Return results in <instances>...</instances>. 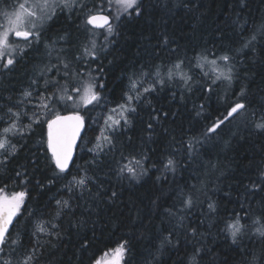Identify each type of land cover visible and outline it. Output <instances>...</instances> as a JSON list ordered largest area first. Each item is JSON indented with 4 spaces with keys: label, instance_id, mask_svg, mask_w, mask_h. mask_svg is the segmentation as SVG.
<instances>
[{
    "label": "trees",
    "instance_id": "trees-1",
    "mask_svg": "<svg viewBox=\"0 0 264 264\" xmlns=\"http://www.w3.org/2000/svg\"><path fill=\"white\" fill-rule=\"evenodd\" d=\"M15 1L0 0V24L5 11H15ZM100 2L77 0L72 9L56 8L43 23L39 41L26 44L10 38L24 50L10 70L0 61V136L10 118L16 119L7 109L20 113L19 131L8 134L15 154L10 146L0 150V187L7 186L9 194L28 191L9 243L0 252V264H23L32 249L29 264H93L123 241L128 251L121 264H193L196 248L203 249L196 264H247L252 254L260 257L264 237L255 234L252 219L264 212V130L255 127L264 118V0H142L140 15L130 10L131 15L113 20L112 35L104 29L87 30L85 19ZM253 35L256 40L244 47ZM93 40L97 59L84 53ZM225 54L232 58L233 80L213 83L212 66L200 56L210 61ZM178 60H184L182 71L192 77L187 84L164 75ZM63 63L70 73H82L83 78L90 74L97 85H104L96 89L99 103L75 108L45 99L59 95L58 86L66 83ZM156 67L165 83L145 93L155 77L141 70ZM131 80L137 81L140 99L128 102ZM68 87L71 93L72 85ZM26 91L32 95L25 97ZM236 102L245 103L247 111L208 133ZM44 103L51 114L40 107ZM121 104L136 111L127 114L128 124L119 118L120 125L112 128L108 117L113 119L112 109ZM57 111H79L85 121L64 173L51 163L45 142L46 120ZM102 137H110L111 144ZM192 140L199 143L189 157ZM133 156L147 157L141 159L142 167L131 163L137 172L147 169L139 180L118 175ZM168 157L177 161L175 173L163 168ZM82 176L88 178L85 186L73 182ZM189 195L194 206L180 211ZM57 200L68 201L69 207H58ZM213 202L216 211L210 213L208 204ZM246 213L241 223L247 227L233 243L222 231L225 222ZM38 225L44 232H37ZM190 228L197 229L196 236ZM169 233L171 244L165 240Z\"/></svg>",
    "mask_w": 264,
    "mask_h": 264
},
{
    "label": "snow or ice",
    "instance_id": "snow-or-ice-1",
    "mask_svg": "<svg viewBox=\"0 0 264 264\" xmlns=\"http://www.w3.org/2000/svg\"><path fill=\"white\" fill-rule=\"evenodd\" d=\"M105 2L107 8L105 7ZM142 0H101L99 4L95 6V10H90L89 14L85 19L86 26H91L87 30L94 33L95 29H106L108 35H112L115 32L113 26V20H119L122 15H131L130 10H133L136 15H140L142 12L141 9ZM77 4V0H32L31 4L27 3V0H22L18 5H13L15 11L9 13L5 11L3 13L6 26H0V61H3L2 67L6 70H10L11 67L17 62V55L22 56L24 53L23 49L19 48L18 44H13L10 42V36H15L23 40L26 44H29L32 40L39 41L41 36V28L43 23L46 20H50L55 14L56 8H67L72 9ZM113 6H115V11L113 12ZM80 7L83 8L84 5L80 4ZM108 12V14H105ZM261 30L264 31V25L261 26ZM63 39V37L61 38ZM108 37L105 36V40ZM256 40V35H253L249 41L245 42L244 47H249L252 41ZM167 42V41H165ZM98 50L96 49L95 41H91V47H85L84 53L93 59H97ZM79 59V57H77ZM231 57L227 54L214 58L210 61L207 60L206 56H200V61H206L212 66V72L215 74V79L213 83L220 80H226L231 82L234 77V68L231 64ZM223 62V67L217 63V61ZM184 60H178L170 68H167L164 72V75L169 81L174 78H179L185 84H187L192 77L188 76L182 71V65H184ZM65 71L63 72V79L66 81L64 85L58 86V93H52L50 97H45V99H51L55 103L63 102L65 105L72 104L75 108H87L90 105L99 103L101 96L100 93L96 90L97 87H104L103 84L97 85L95 83V77H92L90 74L87 75V78H83L84 74L82 73H70L68 63H63ZM197 67H203L202 63H198ZM51 69H49L50 71ZM141 74L144 76L153 75L155 77L154 84L149 88H144L145 93L150 92L155 89V84L158 83L161 86L164 85L165 79L161 75V68L156 67L151 72L141 70ZM205 76L208 73H204ZM35 84L36 81L34 80ZM58 82L54 81H45V84H57ZM71 84V93H69L68 85ZM131 92H136L135 96L129 94ZM129 93H126V100L128 102L140 99V93L138 90V84L136 80H131ZM25 97L32 95L31 92H24ZM245 95L244 89H241L240 96ZM40 107L45 110L46 114H51L52 109L49 104H41ZM120 109L119 115L120 118L124 121L125 124L129 123L128 113L135 112L134 107H128L126 104L118 105ZM248 106L245 103L236 102L230 109L227 111V115L222 120H217L213 123L212 127L207 129L208 133H214L225 121L229 118H234L235 115H239L242 112H246ZM113 112L116 109H112ZM7 112L11 114L12 117H15V120L10 118V122L7 127L2 129L3 135L0 136V150H5L12 148L13 152L10 154H15L16 146L11 144V141L8 138L9 133L15 134L19 129L17 128L16 121L20 117L19 112H13L12 108H8ZM37 119L39 120L38 114ZM255 115V113H252ZM2 119V118H0ZM111 121L110 127L115 128L120 125L121 119H112L111 116L108 117ZM156 119V117H153ZM31 127V125H29ZM255 127L260 130H264V118L260 122L255 124ZM46 145L47 151L51 153V163L54 164L55 169L58 170V173H64L69 169V163L73 158V149L76 146L77 139L80 137L81 130L84 128V117L80 114L79 111H72L67 114H61L56 112L52 119L46 120ZM148 128H152V124H148ZM105 141L111 144L110 137H102ZM101 139L98 137V140ZM199 143L198 141L192 140L188 143V154L189 157L195 151V144ZM97 147H101L97 145ZM8 157L5 156V160ZM141 159H147V157H142ZM141 159H136V157L131 158L129 164H125L119 167L118 175L128 174L129 178L134 180H139L141 175L147 174V169H143L141 172H137V167L131 166V163L134 162L136 166L141 165ZM163 168L165 171H170L175 173L177 167V161L173 157H168L166 161H162ZM58 173H54L58 174ZM17 177L21 174L18 172ZM264 176V173H261ZM87 177H73L72 180L75 184L79 186H85L87 183ZM159 179V177L157 178ZM23 183V182H22ZM6 187H0V252L4 251V246L9 243V238L11 236L10 227L13 225V220L18 216L21 206L24 205L25 199L28 196L27 190L22 191H13L10 194L6 191ZM255 188H260V185H254ZM70 190V189H69ZM113 196L116 194L113 193ZM56 205L61 208H68V201L57 200ZM194 206V200L191 195L185 197L182 200V209L184 211L190 209ZM208 210L210 213L216 211L215 203L208 204ZM168 211L169 215H175L171 210ZM247 213L244 217L239 215L235 218L230 219L225 222V227L222 229L232 240L233 243H237V240L240 236L243 235L244 230L247 225L242 224L243 219H247ZM184 217H179V223L183 226ZM252 224L255 227V234L264 237V212L254 219H252ZM192 236L197 235L196 228L189 229ZM37 232H44L42 226H37ZM35 235V234H34ZM171 233L165 238L166 242L171 244ZM12 244H16L17 241L11 240ZM15 251V250H13ZM35 249H32L29 253L26 254V258L23 261V264H29V261L33 259L32 252ZM127 241H123L117 244L114 248H111L107 251H104L100 257L94 259L93 264H121L126 252ZM203 252L202 248H196L193 253L192 262L196 264L195 258ZM3 264H11L10 260H4ZM247 264H264V253L260 257L252 254V259L247 261Z\"/></svg>",
    "mask_w": 264,
    "mask_h": 264
},
{
    "label": "rangeland",
    "instance_id": "rangeland-1",
    "mask_svg": "<svg viewBox=\"0 0 264 264\" xmlns=\"http://www.w3.org/2000/svg\"><path fill=\"white\" fill-rule=\"evenodd\" d=\"M19 2H22V0L21 1H15V4L17 5ZM31 2H32V0H27V3H29V4H31ZM114 8H113V10L115 11V6H113ZM14 10H12L11 12H13ZM2 12H4V9L2 10ZM11 12H9V13H11ZM108 13V12H107ZM0 26H6V22H2L1 24H0ZM95 30H97V29H95ZM99 30V29H98ZM104 30H106V29H104ZM12 36H10V38H11ZM217 63L218 64H220L221 65V67H223V64H222V62L221 61H217ZM119 112H120V109L119 108H116V111L115 112H112V115H113V119L115 120V119H119L120 118V115H119ZM111 125V121H109V123H108V126H110ZM103 132L105 131V129H103L102 130Z\"/></svg>",
    "mask_w": 264,
    "mask_h": 264
},
{
    "label": "water",
    "instance_id": "water-1",
    "mask_svg": "<svg viewBox=\"0 0 264 264\" xmlns=\"http://www.w3.org/2000/svg\"><path fill=\"white\" fill-rule=\"evenodd\" d=\"M105 14H108V13L105 12ZM13 37L16 38L15 36H13ZM17 39H19V38H17ZM67 113H70V112H67ZM67 113H61V114L63 115V114H67ZM51 119H52V118H51ZM84 126H85V122H84ZM83 130H84V128L81 130V134L83 133ZM46 131H47V128H46ZM81 134H80V136H81ZM79 138H80V137H79ZM79 138L77 139L76 146H77V143H78ZM76 146H75L74 149H73V156H74V153H75V148H76ZM48 152H49V151H48ZM49 153H50V152H49ZM50 155H51V153H50ZM72 159H73V158H72ZM70 163H71V161H70ZM70 163H69V165H70ZM15 219H16V218H14L13 223H14ZM10 228H11V227H10Z\"/></svg>",
    "mask_w": 264,
    "mask_h": 264
},
{
    "label": "bare ground",
    "instance_id": "bare-ground-1",
    "mask_svg": "<svg viewBox=\"0 0 264 264\" xmlns=\"http://www.w3.org/2000/svg\"><path fill=\"white\" fill-rule=\"evenodd\" d=\"M223 224V223H222ZM14 264V263H13Z\"/></svg>",
    "mask_w": 264,
    "mask_h": 264
}]
</instances>
